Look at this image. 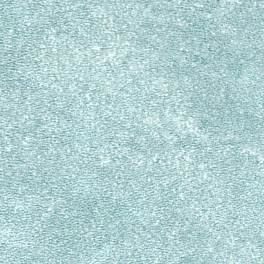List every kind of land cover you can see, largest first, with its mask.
Listing matches in <instances>:
<instances>
[{
	"label": "snow or ice",
	"instance_id": "1",
	"mask_svg": "<svg viewBox=\"0 0 264 264\" xmlns=\"http://www.w3.org/2000/svg\"><path fill=\"white\" fill-rule=\"evenodd\" d=\"M0 264H264V0H0Z\"/></svg>",
	"mask_w": 264,
	"mask_h": 264
}]
</instances>
